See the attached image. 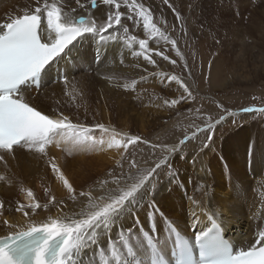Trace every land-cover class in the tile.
<instances>
[{"label":"bare ground","instance_id":"obj_1","mask_svg":"<svg viewBox=\"0 0 264 264\" xmlns=\"http://www.w3.org/2000/svg\"><path fill=\"white\" fill-rule=\"evenodd\" d=\"M130 1L138 3L139 6L132 4L135 9H141V5H143V8L148 9L145 14L150 15L151 21L156 19L160 24H163V18L166 22L177 23L175 8L180 6L178 0H173L175 11L170 7L167 9V5L163 3V0ZM39 2L43 4L44 0H39ZM47 2L58 5L61 8L62 15L68 17L74 24L75 20L80 17L87 18L84 26L93 23L99 26L104 23L110 11H115L114 7L109 9L108 6L103 5L102 0H97V8L93 11L89 9L90 0H81L83 7L76 0H47ZM36 3L37 0H0V23L6 21L9 16L23 14L25 9H33ZM129 5L131 4L120 8L124 13L123 27L114 23L113 29L115 31L109 29V34L105 35L104 42L99 39V36L95 37L93 34L85 33L69 45L66 51L44 70L41 88L37 97L32 96V90H24V95L30 104L37 106L54 118L67 116L69 118L68 123L73 127L59 130V135L53 137L55 140L52 139L54 142L45 145L46 155L38 153L35 148L31 151L16 149L15 156L3 154L4 159L0 160V205H2L0 207V236L8 231L3 224L4 220H8L17 226H26L33 221L37 223L46 221L50 216H81L82 213L88 211L91 205L100 203L102 198L111 196L113 193H118L128 183V181L126 183L116 182L119 179L124 180V178H119L120 169H114L108 178L107 174L102 177L106 171L96 168V166L101 165L100 157L80 160L78 156L81 152L73 150L71 147L72 140L69 137L77 135L76 138L83 142L87 139L85 136L97 135V128L88 129L85 125H79L76 123L78 120L70 116L72 111H77L78 106H74L82 102V99H79V94L70 90L78 82L86 79L90 87L95 89L93 100L95 98L97 101H101L99 99L103 94L114 93L113 90V92L108 90V86L116 80L115 78H119L121 83H124L125 79L140 80V78H146L151 73L165 72L158 65L160 57L155 56V52L158 51L155 48L157 45L154 44L155 42L152 44L154 53L150 54V51H148V54L156 61L155 66L147 64L142 55L139 57L134 55V53L142 50L134 44V41L132 43L127 36L132 30V25L130 26L131 20L126 17L129 14L139 15V18H136L140 22L144 23V21L136 10L132 11V7H128ZM191 24L189 25L191 26ZM125 28L128 30L125 31ZM160 31L162 32V30ZM174 31L173 28L172 33L164 34H168L171 40H175L172 37ZM187 36L188 34L185 33V44H189ZM143 39H145L144 36ZM113 50H115V55L112 54ZM178 52L180 53L179 47L176 52L173 51L172 59L175 62L174 55ZM94 60L98 61V64H95ZM190 60H192V57ZM204 62L205 60L202 59L201 63ZM166 63L167 65L170 64V58ZM86 67L92 71V76L85 73ZM215 68L212 75L217 74L218 69H220ZM61 70H63V74H61ZM225 74L226 72L223 71L220 76L224 77ZM62 78H65L66 82L60 84ZM56 81H58L57 84L54 83ZM66 87L67 92H58ZM85 88L86 85L80 87L81 91ZM87 93L89 94V91H85L83 95H87ZM102 103L105 105L104 102ZM84 108L88 111L87 106ZM59 111L60 114H57ZM78 112L80 116L88 113L81 108ZM111 130L112 133L121 132L122 135H126L125 131H127ZM56 139H60L62 144H59ZM220 143L218 142V145ZM224 144H221L220 147H225ZM57 145H62L66 151H56L55 149L61 148ZM171 145L173 144L164 146L159 152L164 154V149ZM130 146L131 143L125 148L126 152L131 151ZM245 148L238 147L237 151L235 149L229 150L227 153L222 152V157H225L223 158L226 163L225 168L212 157L209 160L205 156L206 160L197 161L195 165L191 160L192 153L186 154L183 161L178 157L174 164L180 169L179 178L172 181L168 179L166 173L165 175L160 174L159 188L152 196V200L159 209L160 214L157 213L150 219L147 202L133 205L122 217L114 218L115 222L110 223L108 228L102 230L93 241H86L83 247L75 251L73 264H114L118 260L144 257L148 256L147 251L150 245L160 247L163 253L168 252L166 238L171 236L174 228L186 236H192L194 233L201 232L209 224L211 217L206 221L205 219H199V222L193 225L191 214L193 211L205 215H212L217 212L216 206L209 207L208 197L212 187L214 189L213 202L219 204L220 210L223 212L221 226L224 233L229 236V240L233 242L237 251L246 250L252 241L257 238L258 232L264 230V202L262 205L259 204L260 200L264 201V149L259 148L254 153L250 152V157H246L243 155ZM54 154L61 155L62 158L56 160ZM207 154L209 157L211 152L208 151ZM51 163H55L67 172H72L75 169L72 178L69 177V183L74 189L75 200L69 198L67 189L60 183L55 188L57 194L53 193L54 190L51 187L52 177L46 172L51 168ZM139 168L144 169V167ZM188 168L200 171L202 175H199L198 179L192 178L186 173ZM125 169H128V165L124 166L123 170ZM162 176L164 178H161ZM201 177L207 180L200 179ZM195 181L200 186L193 190ZM29 192L32 195H29ZM81 192L89 193L92 199L89 200L87 196L81 197L79 195ZM21 205L23 208L18 211L17 208ZM33 205H38V207L34 208ZM259 206H262L261 211ZM25 210L27 214H25ZM232 232L234 236H232ZM113 252H115V255H113Z\"/></svg>","mask_w":264,"mask_h":264},{"label":"rangeland","instance_id":"obj_2","mask_svg":"<svg viewBox=\"0 0 264 264\" xmlns=\"http://www.w3.org/2000/svg\"><path fill=\"white\" fill-rule=\"evenodd\" d=\"M178 1L180 6L175 9L176 13L179 12L180 14L179 18L175 15L176 13L174 14L177 23L166 22L163 18V24H160L156 19L151 21L154 26L156 25V28L162 30L160 32L163 33V37L159 34L150 37L148 33H145L143 22L136 18H139V15L135 16V24L132 21L130 22L132 30L127 35L129 40L132 43L134 41V44L138 46L139 40L143 39L144 36L149 41L150 54L154 53L152 44L155 42L154 44H157L155 48L170 58V64L167 65V60L159 56L158 65L165 72L151 73L146 78H140V80L125 79L124 83H121L119 78H115L116 80L108 86V90H113L114 93L103 94L99 99L101 101H97L95 98L93 100L95 89L90 87L86 79L78 82L70 89L77 92L79 99H82L81 103L74 106H78L77 111H72L70 116L78 120L79 122L76 123L79 125H85L88 129L97 128V135H87V137L85 136L87 139L84 138L83 142L76 138L77 135L69 137L72 140V145H70L73 150L81 152L78 156L80 160L100 157L101 165L96 166V168L106 171L102 177L107 174L108 178L114 169H120L119 178H124V180L119 179L116 182L126 183L128 176L134 173L137 168L144 167L145 169L153 166L154 161L163 155V152H159L160 149H163L166 145L177 143L185 134L191 136L197 126L200 128L206 127V121L214 123L224 108L233 115L227 119L223 127L215 130L216 143L211 150H205L206 158L211 160L212 157L225 168L226 163L223 159L225 157H222L224 151L227 153L229 150L236 149L237 151L238 147H246L243 155L250 157V154L257 151V149H264V112L243 111L244 108L264 109V0ZM119 3L122 4L121 8L127 4H131L129 6H132V4L139 6L138 3H133L130 0H119ZM170 4L174 6L173 0H170ZM89 7L93 11L97 8V4L93 7L90 3ZM168 8L169 5H167ZM170 8L173 9V7ZM135 10L138 13L141 11L137 8ZM83 19L86 22L87 18L84 17ZM77 20H75V23H77ZM173 28L175 31L172 37L175 39L176 45L179 44L175 49L164 38H170L168 34L164 33H172ZM185 33L188 34L189 44H185ZM178 47L180 53L174 55L176 62L173 64L171 62L174 61L172 59L173 51L176 52ZM191 57L192 60H190ZM224 57L226 61H223ZM202 59L205 60L203 64L201 63ZM95 60V64H98V61ZM215 67L220 69H218L217 74L212 75L216 69ZM84 71L92 76V71L88 67ZM223 71L226 74L221 77L220 74H223ZM61 73L63 74V71ZM172 76H178V79L190 87L195 97L194 101L186 100L178 105L171 104L173 99H179L183 94V90L179 85L171 80ZM60 81V84L66 82L65 78ZM54 83L57 84L58 81ZM85 85L86 88L81 91L80 87ZM116 88L118 89L116 90ZM119 89L122 91L120 92ZM67 91L66 87L58 92ZM85 91H89L88 96L83 95ZM38 93L33 92L32 96L37 97ZM218 104L222 108H218ZM86 106L88 111L84 108ZM80 108L88 113L80 116L78 112ZM57 114H60V111ZM101 125L103 127H100ZM110 129L127 131H125L126 135H122L121 132L112 133L113 131H110ZM133 136L138 137L140 142L131 144L129 148L131 151L126 152L125 148L116 145V142L123 143ZM203 136L204 133H200V139L189 143L184 148V154L192 153L193 145L198 146ZM53 140L49 144L54 142ZM56 141L62 144L60 139H56ZM218 142L221 143L218 145ZM223 143H225V147L221 148L220 145ZM109 145L112 146L109 147ZM57 146H61V148L55 149L56 151L63 152L65 150L62 145ZM208 151L211 152L209 157ZM178 157L179 155L174 157L173 163L176 162L175 160ZM54 158L57 160L61 159L62 156L54 154ZM206 158L203 157L204 160ZM118 161H121V163H117ZM133 164L137 167H132ZM126 165H128V169L123 170ZM59 169L60 173H54L51 168L46 171L52 177L51 187L54 190L53 193H56L57 189L55 188L59 185L58 183L63 184V181L59 179L60 174H63L70 181L69 177L72 178L75 172V169L72 172H67L63 168ZM165 173H167V170L160 174L165 175ZM186 173L197 179L199 175H202L200 171L192 168H188ZM161 178H164V176ZM53 184H55V187ZM263 202V200H260L259 204L262 205ZM261 207L259 206L260 211ZM231 234L234 236L233 232Z\"/></svg>","mask_w":264,"mask_h":264},{"label":"snow or ice","instance_id":"obj_3","mask_svg":"<svg viewBox=\"0 0 264 264\" xmlns=\"http://www.w3.org/2000/svg\"><path fill=\"white\" fill-rule=\"evenodd\" d=\"M76 2L81 7L84 6L81 0ZM90 3L95 7L97 0H90ZM163 3L173 7L175 11L170 0H163ZM102 4L109 9L114 7L115 11H110L104 23L99 26L95 23L84 26L86 23L84 19L74 24L68 17L62 15L58 5L50 4L47 0H44L43 4L37 0L33 9H25L23 14L9 16L6 21L0 23V160L4 159L3 154L15 156L16 149L31 151L35 148L38 153L46 155L45 145L52 141L54 136L59 135V130L73 127L68 123L67 116L54 118L30 104L24 95V90L40 87L41 71L82 34L99 36L104 42L105 35L109 34V29H113L114 23L123 27L124 13L120 10L119 0H102ZM140 8L142 11L139 14L144 21V31L150 37L157 34L163 37V33L151 23L150 15L145 14L148 9L143 8V5ZM132 11H135V8H132ZM176 15L179 18V12ZM126 18L133 24L136 23L135 15L129 14ZM127 30L125 28V31ZM164 38L172 44L173 49L177 47L175 40ZM148 44V40L140 39L139 48L142 51L134 55L137 57L142 55L147 64L155 66L156 61L148 54ZM112 54H116L115 50ZM155 56H162L164 60L169 59L160 51H156ZM171 62L175 64V61ZM171 80L183 90L179 99L171 101L172 105H178L186 100L194 101L195 97L186 83L175 76H172ZM217 107L222 108L219 104ZM243 111L264 112V109L244 108ZM232 115L224 108L214 123L206 121V127L197 126L191 136L185 134L177 143L166 147L164 154L154 161L153 166L145 169L137 168L135 173L128 176V183L118 193H113L102 198L100 203L91 205L86 213L81 214L82 218L81 216H50L46 221L39 223L33 221L26 226H17L4 220L3 224L8 231L0 236V264H73L75 251L83 247L86 241H93L102 230L108 228L110 223L115 222L114 218L122 217L133 205L147 202L151 219L159 213L152 196L159 188L160 173L167 170L168 179L172 181L178 179L180 169L173 163L174 157L179 155L180 160L183 161L186 155L184 148L200 139V133H204V136L198 146L193 145L191 160L194 165L202 160L205 157V150H211L216 143L215 130L223 127L227 118ZM138 142H140L139 138L133 136L123 143L116 142V145L127 148L129 143ZM50 167L54 173H60L55 163H51ZM132 167L137 166L133 164ZM59 179L63 181L69 198L75 200L74 189L69 181L63 174L59 175ZM200 179L207 180L203 177ZM199 186L195 181L193 190ZM213 192L212 187L208 197L209 207L216 206L217 212L205 215L193 211L191 214L193 225H196L199 219L210 217L214 218L217 224L222 223L223 212L220 210V205L213 202ZM29 195L32 193L29 192ZM79 195L92 199L86 192H81ZM22 208V205L18 206L17 210ZM25 214H27L26 210ZM197 254L199 264H257L260 258H264V230L258 232L257 238L246 250L235 254L220 245L218 237L213 236L210 230L201 231L189 239L186 252L181 255L179 264H197Z\"/></svg>","mask_w":264,"mask_h":264}]
</instances>
